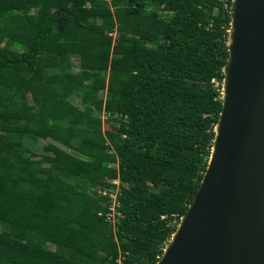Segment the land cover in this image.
<instances>
[{
  "label": "trees",
  "instance_id": "obj_1",
  "mask_svg": "<svg viewBox=\"0 0 264 264\" xmlns=\"http://www.w3.org/2000/svg\"><path fill=\"white\" fill-rule=\"evenodd\" d=\"M230 4L0 0V264L158 261L210 155Z\"/></svg>",
  "mask_w": 264,
  "mask_h": 264
},
{
  "label": "water",
  "instance_id": "obj_2",
  "mask_svg": "<svg viewBox=\"0 0 264 264\" xmlns=\"http://www.w3.org/2000/svg\"><path fill=\"white\" fill-rule=\"evenodd\" d=\"M229 15L210 155L155 264H264V0Z\"/></svg>",
  "mask_w": 264,
  "mask_h": 264
},
{
  "label": "rangeland",
  "instance_id": "obj_3",
  "mask_svg": "<svg viewBox=\"0 0 264 264\" xmlns=\"http://www.w3.org/2000/svg\"><path fill=\"white\" fill-rule=\"evenodd\" d=\"M76 63H77V60L74 58L73 59V70L74 71H77ZM217 84L218 83L215 82V85H217ZM108 123L109 122H105V124L102 123V129L103 130L107 129ZM23 141H24V144L27 147V149L29 151L33 152L34 154H36L37 156H39L41 154H45L46 151L44 150V146L48 142H53L51 139L31 138V137H24ZM74 142L77 143L78 138H74ZM59 146H61V148H64L65 150H68L66 147H64L62 145H59ZM113 205H114V203H112V205H111V213L109 215V219H110L112 224H115L117 216H119V214L114 211Z\"/></svg>",
  "mask_w": 264,
  "mask_h": 264
},
{
  "label": "built area",
  "instance_id": "obj_4",
  "mask_svg": "<svg viewBox=\"0 0 264 264\" xmlns=\"http://www.w3.org/2000/svg\"><path fill=\"white\" fill-rule=\"evenodd\" d=\"M115 117H117V114L116 113H114V114H111V113H109V112H106V111H104V112H102L101 113V119H102V121L104 120H107L108 118H115ZM113 184H115V185H118V180L117 179H112V180H110ZM96 190V192L97 193H99V194H101V195H109V197L111 198V205H112V203H114V205H113V209H114V206H115V204H117V202H116V200H115V196H116V192H117V189L116 190H114V191H111L110 189H107V188H103V187H100V186H97V188L95 189ZM111 205L109 206V208H110V213H111ZM115 211V210H114ZM110 213L109 214H107V219L110 221V219H109V215H110ZM111 222V221H110Z\"/></svg>",
  "mask_w": 264,
  "mask_h": 264
}]
</instances>
